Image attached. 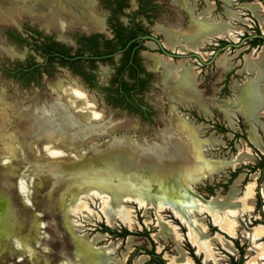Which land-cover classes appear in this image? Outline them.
I'll return each mask as SVG.
<instances>
[{"label": "rangeland", "instance_id": "rangeland-1", "mask_svg": "<svg viewBox=\"0 0 264 264\" xmlns=\"http://www.w3.org/2000/svg\"><path fill=\"white\" fill-rule=\"evenodd\" d=\"M160 1L162 2L163 0ZM208 1L209 0H207V2ZM227 3H231V9L235 12L233 14L234 17H226L225 19V17L222 16L226 15H224L222 11L217 13L218 18L224 20L223 22L228 20V27L225 26L228 29L223 31L222 34L215 36L217 39L213 42L219 43L218 41L220 39H226L237 43L241 41L244 35L254 33L257 25H259L264 32L262 20L259 18L256 20L252 15L244 14L246 9L242 4L236 7L238 5L236 4V0L227 1ZM220 10H222V7ZM229 10L228 8L226 13ZM17 14L14 20H6V17L0 18V102L2 103H0V112L6 109V111L10 110L9 113H11L12 110V113H14L25 107H28L30 112H32V110L35 111L38 108L48 107L52 103L58 102V99H63L65 101L67 100L75 111L78 109L77 112L84 113V122L87 124H98L111 121L112 124L118 125L115 131L104 133L93 138L92 142L90 141V143H87L89 146L81 145L82 148H73L59 143V139L65 137L59 138V141H57L54 146L51 145L44 148L43 146L46 144L44 143L40 153L41 157L52 160L62 157L65 151L61 147H64L71 149L68 155L70 160H77V164H80L83 158V150L89 151L88 147L101 146L104 142L109 141L112 136L124 137L127 139L131 138L136 144L145 143L146 141L151 144L160 143L162 141L160 137H162L163 133H168L173 129L176 132V128L172 125V120L170 119L172 116L171 111H173L171 107L176 111L174 107V105H176L179 113H181L182 110V113H186L194 122L202 125L200 129L202 138L210 140L209 146L203 149L205 157L219 161H235L232 164H228L226 167L224 166V168L214 176L204 178L199 182L190 183L191 189H194L197 194L205 199L214 200L215 206L219 210L218 214H215L208 210V207L204 204H201L200 208H194L193 210V217L200 222L208 239L211 241V249L208 252L193 241L190 225L183 221V217L177 216L169 206L163 205L159 208L154 204L146 206L140 204L136 199L125 197L122 199L121 206L117 207L113 205V201L110 198L111 196L107 191L99 190L95 185L96 183L93 182L81 183L79 179L81 180L83 175L77 172L73 173L78 180L77 183L82 184V188H79L78 191H76L77 193L69 196L65 195L57 201H55L56 197L54 196H51L50 199L47 200H50V202L55 201L56 206L62 204L64 206H70V220L77 228L78 234L86 236L89 239L92 238L96 248L106 249V263L124 264L137 245L143 243L148 244L149 247L151 245L148 240L136 236L128 237L126 240L117 238L104 231L105 224L112 228L121 229L125 226L131 230L142 231L146 227V229L151 231L152 237L156 240L157 249L159 251L165 250V256L169 259V264H179L177 259L180 257L179 249L181 248L185 250L192 264H194L187 249L188 242L195 247L196 253L202 256L205 264H231L222 239L226 237V234L236 236L237 233H239L240 242L245 246V263L243 264H264V254L261 249L264 246V233L262 232L264 227L262 225L255 227L257 221H264L260 218H257V221L254 220V217L259 216L254 212L253 199L247 201L246 197L248 186L251 183L254 182V189L256 188L259 174L252 173L247 176V170L244 169L230 183L229 187H216L214 193H211L207 189L209 185L227 182L232 170L243 164L255 163L257 160L256 153L252 150L244 137L235 138L232 131H227L232 129L234 131H239L241 134L244 133L243 126L247 128V124L243 114L237 112L233 116V122L229 121L219 110L220 105L216 103V99L234 96L230 93V88L233 92L234 84L242 83L243 80L250 79L258 74L256 69H250L248 62L253 63L255 60H260L264 54V48L260 51L253 49L251 53L247 54L249 45L247 42H243V46L238 49L227 48L224 52L219 53L215 65L203 66L198 59H174L166 55L154 53L157 46L155 43H152L155 48H147L146 51L143 52L144 56L141 58L143 59V63H145L153 74L141 92L144 97L154 105L155 112L144 116L142 113H135L119 105H114L106 98L107 88L110 86L112 78L120 67L121 55L118 53L113 56L112 59H106L105 61L98 62L97 66L93 65L92 67H88L87 71L94 69L97 76L98 81L94 84L87 83L78 73L74 72L68 66L61 65L58 61H54L51 65H47L49 72L43 71L40 76H33L29 82H26L19 76L17 77L15 69L20 65H27L28 63L35 62L44 63V57L40 48L41 43L56 41L60 45H64L68 48L70 52L74 53L78 48L82 47L79 41L84 36H88L86 35L88 31L79 26L60 28L59 26L48 25V22L44 18H36L33 14L25 11H19ZM180 15L181 12L174 6L163 11L159 9L158 13L153 16L154 20L150 26L153 27L157 24H161L163 21H166L171 26H175L179 21ZM139 19L140 22L143 20V22H141L142 25H147L143 18ZM109 30V28H106L100 36L105 37V39L112 37L113 33ZM153 30V33L163 40L164 45L168 49L178 53L185 52L182 48L185 46L181 44H177L172 48L171 46L168 47L166 44L172 38H180L184 41V37L172 31H168V34L165 31L160 32L158 29ZM102 45L104 46V43ZM6 48H11L15 52V56L10 55L6 51ZM196 49H199L198 51H200L204 59L211 56V49H208L207 52L202 51L206 49L205 46ZM190 50L191 49L188 51ZM84 51L88 53L87 50ZM149 53L173 63H191V65H188L194 70L196 77L193 84L196 85V88L201 94L203 104L212 109L210 116H205L203 112L197 108V104L183 105L181 104V99L180 101L176 99L171 88L165 83L164 79H162L163 70L153 67L152 61L149 59ZM243 54L245 55L242 63ZM228 70H230V72L226 74ZM226 75H228L227 79H225ZM73 80H76V83H73ZM58 81H70L67 85L70 90L62 89L61 91H57L55 85ZM261 83L264 92V76L261 78ZM77 87L78 89L80 88V90L83 89L86 95V100L84 99L85 104H80V109L73 103L77 95L74 94ZM177 96L181 97V94ZM171 104L174 105L170 107ZM213 105L217 106L218 109L214 108ZM204 111L207 112L208 110L204 109ZM262 111L259 114L260 118H264V107ZM12 120L15 121V124L28 122V119L24 120L16 117ZM15 124H13V126ZM97 130L101 131L100 129ZM44 140L47 139H43L42 141ZM255 143L259 149L264 150V143ZM16 146L22 150V156L26 157V152L23 151L22 146ZM58 150H60V152H58ZM241 155H244V157H241ZM1 158L7 160L9 157L3 156ZM26 162V170L23 176L21 175L19 177L21 183V187L19 188H21L24 194L26 205H33L35 198L34 191L36 189L34 187L38 184V179L40 178L37 177L36 174H33V172L31 173L28 169L29 166H31L30 164H33V161L30 159L29 161L26 160ZM83 163L87 162H81V164ZM155 163V165L160 164L159 161ZM136 165V162H134L133 169L122 170L120 168L117 172H119L120 175H124V178H127L130 176H126V174H129V171H140ZM151 166L153 170L160 168V166L154 167V164ZM11 167V162H9V164L0 162V177L4 178L5 175H8L6 172L16 171L11 169ZM153 173H155V171ZM85 177L90 178L88 176ZM112 178L115 181V178ZM163 179L166 182L168 176H163ZM47 180V182H50L51 178L49 179L48 177ZM161 181L163 180L161 179ZM128 182L132 181L130 180ZM77 186V184L75 185V183H73L75 189H77ZM261 186H264V181ZM58 187L59 185L54 188ZM94 192L97 193L95 194ZM225 222H227L229 226H227ZM164 225L168 227L171 226L173 229L169 227V231H164ZM211 225L218 227L219 230H215L216 228H213ZM247 231L255 234L256 237L254 239L249 238L246 235ZM13 242L16 250H19V247L21 248L20 243H18L16 239H13ZM21 252L22 249H20V253H16L15 256L12 255L13 260L7 264H20L22 260L28 263L26 260L28 258L26 256L27 250L25 251L26 253ZM236 255L237 257L239 256L238 252H236ZM145 259H147L145 254L142 251H138L133 258V264H141Z\"/></svg>", "mask_w": 264, "mask_h": 264}, {"label": "bare ground", "instance_id": "bare-ground-1", "mask_svg": "<svg viewBox=\"0 0 264 264\" xmlns=\"http://www.w3.org/2000/svg\"><path fill=\"white\" fill-rule=\"evenodd\" d=\"M52 3L54 5L60 3L54 15L46 13L49 12L48 5ZM84 4L85 0H0V18L6 17V20H14L19 11L33 14L32 10L38 11L39 9L42 11L41 17L36 18H44L49 24H65L72 22L76 17L85 18ZM162 63L168 74L165 78L166 83L172 86L171 90L174 95L181 94V89L184 90L192 82L195 76L194 70L190 65L182 62L174 64L165 60ZM69 82L58 81L55 89L57 91L67 90ZM73 83H76V80H73ZM245 93H248L247 89ZM74 94H77L73 100L74 104L78 107L80 104H85L86 95L83 89L80 90L77 87ZM240 94H242L241 91ZM21 109L14 113H12L13 110L9 113L10 110L6 111V109L0 112V162L6 164L11 162V169L16 170L6 172L8 175L4 178L0 177V264L12 261V255L20 253V249L22 252L27 250L25 253L28 257L26 259L28 263L22 260L20 264H107L106 249L96 248L92 238L78 234L77 228L70 220V206L63 204L56 206L55 204L59 198L73 195L79 188H82V184L77 183L78 180L73 175L75 172L83 175V178L79 179L81 183L93 182L99 190L107 191L113 205L117 207L121 206L123 198L131 197L146 206L150 204L158 208L163 205L169 206L177 216L184 217L190 223L189 215L192 211L189 212V206L193 199L185 195V186L191 180L199 182L203 178L214 176L218 169L217 162L207 160L204 156L203 149L209 146L210 140L201 138L202 126L190 124L186 117L177 115L176 111H172L171 116V123L176 128V132L174 129L165 134L162 132L160 143L151 144L146 141L136 144L133 140L129 143L127 139H116L109 145L92 147L90 155L87 153L88 150H83L81 162H87L83 164L81 162L77 164V160H70L68 155L71 149L61 147L65 154L45 164L41 161L40 154L44 143H46L44 148L54 146L61 137L88 141L93 136H99L104 127L100 124L85 123L84 113L77 112L78 109L75 111L73 106L63 99H58V102L48 107L32 110V112L29 109ZM15 117L28 119V122H24V125L15 124L12 120ZM29 132L33 134L30 136L33 147L29 149H33L34 156L31 158L33 164H30L28 169L40 178L34 187L36 189L33 205H26L24 194L19 188L21 187L19 177L23 176L26 170V160H30L27 159L29 155L26 154L28 156L23 157L22 150L16 146L19 145L17 142L20 138L28 135ZM45 138L47 140L42 141ZM181 145L185 151V157H181ZM22 149L26 152L23 147ZM3 156L9 158L6 160L1 158ZM156 161L160 164L155 165ZM134 162L139 172L129 171L126 176H130L127 178L117 172L120 168L122 170L133 169ZM191 162L192 166H189ZM152 164L160 168L153 170ZM63 169L69 171L68 175L64 176ZM201 169H206V171L200 174ZM72 170L74 172L71 173ZM163 176H168L166 182ZM48 177L51 178L50 182H47ZM130 180L132 182H128ZM73 183L78 185L77 189L73 187ZM57 185L59 187L54 188ZM51 196L56 197V200L52 202L47 200ZM194 203L198 206V203ZM194 222L191 237L195 240L200 239L202 245L205 231L199 221ZM169 227L164 225L163 230L169 231ZM13 239L20 243L19 250H16ZM206 249L210 251L211 241ZM179 264H191V262L186 258L181 260L180 256Z\"/></svg>", "mask_w": 264, "mask_h": 264}, {"label": "flooded vegetation", "instance_id": "flooded-vegetation-1", "mask_svg": "<svg viewBox=\"0 0 264 264\" xmlns=\"http://www.w3.org/2000/svg\"><path fill=\"white\" fill-rule=\"evenodd\" d=\"M227 1L230 2L231 0H227ZM227 1H225V0H209L207 2V0H163L161 2L160 0H85V4H84V7H86V11L84 13L85 18L76 17V18H73L72 22H68L65 24H55V23L49 24L48 23V25H55V26H59L60 28H64V27L66 28L69 26H72V27L79 26V27H82L88 31V33L86 34L88 36H84V37H88V38L95 37L94 43L95 44L97 43L99 50H100V53L95 54V53H92L91 51L88 50L87 51L88 53L84 52V55H83L85 58L84 59L85 61H83V64L85 65L84 70L87 74L93 73V77H94L95 81H98V79H97V76L94 72V69H90V71H87L88 67H92L93 65L97 66L98 62H100V61H105L106 59H112L113 56H115L117 53L121 55L120 56V61H121L120 67H122L127 61L125 49L127 46H131V51H130L131 59H130V61H132L136 67V70H135L136 74L135 75H137V77L144 80V87H145V85L149 82L150 77L153 73L151 70H149L147 68L145 63H143V59L141 57L144 56L143 52H145L147 48H151V49L155 48L152 43H155V45L157 46L156 51L154 53L166 55V56L172 57L174 59H179V58H181V59H189V58L190 59H198V61L203 66L215 65L216 59H217V56L219 55V53L224 52L227 48L238 49V48L243 46V42H247L249 45V47H248L249 51L247 52V54L251 53V51L253 49L260 51L264 48V32L261 30L259 25H257L255 27L254 33H248V34L244 35L241 38V41H239L237 43L233 42V41H228L226 39H220L218 41L219 43L213 42L214 40L217 39L215 36L222 34L223 31L228 29L227 28L228 27L227 26L228 20L226 22H223L224 20L219 19L217 16V13L222 11V13H224V15H226V16H222V17H225V19H226V17H234L233 14L235 12L233 9H231V5H230L231 3L228 4ZM58 4H60V3H57L55 5L52 3V4L48 5L47 9L49 12H46V13H50L51 15H54L55 10L58 8L57 7ZM236 4H238L236 7L240 6V4H242L246 9V11H244V14L252 15L254 18H256V20L259 18L260 20H262V23L264 25V0H236ZM171 6L178 8V10L181 12V15L179 17V21H178L177 25L171 26L166 21L165 22L163 21V23L157 24V25L151 27L150 25H152L153 20H154L153 16H155L158 13V10L159 9H161L162 11L167 10ZM221 7H222V10H220ZM228 8L230 10L227 12L228 13V15H227L226 11ZM37 10L38 11L32 10L33 16L41 17L40 13L42 11H40L39 9H37ZM56 15H58V14H56ZM167 17H168V15H167ZM63 18H65V17H63ZM139 18H143L145 20V22L147 23V25H145V26L142 25L141 22H143V20L141 19L142 21L140 22ZM85 22L86 23L88 22L90 25L86 24ZM225 26H227V27H225ZM106 28H109L110 29L109 31L111 33H113L112 37L107 38V39H105V37L100 36ZM153 29H158L160 32L165 31L168 34H169L168 31H172V32H175L177 35H181L182 37H184L183 38L184 41H182L180 38H172L166 44L168 47L171 46V48L175 47L177 44H181V45L185 46V47H182L184 49L183 51H185V52L178 53V52L172 51L171 49H168L164 45L163 40L159 36H157L153 33V31H154ZM121 33L129 35L126 47L121 46V42H120L119 37H118V34H121ZM146 35H148L149 37H147ZM157 39L160 40L161 44L157 41ZM110 40H112V43H116V46L113 49L106 47L108 45V41H110ZM103 43H104V46L102 45ZM101 45H102V47H101ZM204 46L206 49H204L202 51L207 52L208 49H211L210 50L211 56L208 57L207 59H204L202 57V55L200 54V51H198L199 49L198 50L196 49L199 47L202 48ZM189 49H191V50L188 51ZM10 50L13 52L12 49H10ZM164 50H167L171 53H176V54L196 53L198 55H192L189 57L171 56V55H167L164 52ZM75 53L76 52H74V53L71 52V54H75ZM244 55L245 54H243L242 63L244 60ZM107 56H110V58H107ZM263 57H264V54H263L262 58ZM91 59H94V61H91ZM149 59H151L154 68H156V69L161 68L163 70L162 79H164V81L166 83L165 78L168 74L164 68V64L162 63L165 61V59H162L161 57L155 56L154 54H150V53H149ZM255 61H257V60H255ZM255 61H253V63ZM178 63H180V62H178ZM183 63H185L187 65L188 64L191 65V63H189V62H183ZM248 63H249L250 69H255L252 67V63H250V62H248ZM174 64H177V63H174ZM230 70H232V69H230ZM230 70H228L226 74H229ZM257 72H258V74H256L255 76L250 78V79H255V78L259 79L258 85L260 88V92L263 93V103L262 104L258 103L255 106V110L258 113L256 120H253V121L250 120L248 115H246V114L242 113L241 111H239L238 109H236L237 106H234V103H231L232 101H235L234 89L232 92V89L230 88V91H231L230 93L234 96H228L229 98H217L216 99V101H217L216 103H218L220 105L219 110L223 113V115H225V117L228 120H229V118H231V122H233L232 119H233V116L235 113L239 112L240 114H243V117L245 118L246 124H247V128H246V126H243L244 133L241 134V133H239V131H234L232 129H229L227 131H232L235 138H238L241 136L244 137L247 140L249 146L256 153V155H257L256 159L257 160L255 161V163L243 164V165L239 166L238 168L232 170L230 177L228 178L227 182H225V183L219 182V183H215L214 185H209V187H207V189L211 193H214V190L216 187H222V186L225 188L229 187L230 183L244 169L247 170L246 171L247 176L252 174V173L253 174L258 173L259 175L257 177V185H256L255 189L253 186V193H252L250 199H253L254 212L256 215L259 216V217H254V220L257 221V218H260V219H263V221H264V194H263V187L264 186H261L262 182L264 181V175H263L264 170L261 167H258L256 170H251V168H250V167H253L255 165H259L263 161L261 154L264 155V150L259 149L257 147V144L251 139L250 134H249L250 129L252 127H254V130H255L258 138H259L258 143H260V142H261V144L264 143V129H263L264 128V118H260V116H259V114L262 111V108L264 107V92H263L262 83H261V78L264 75L259 74V71H257ZM123 76L125 77L126 80H130V81L134 80V79L129 77V71L128 70H126L124 72ZM227 76L228 75H226L225 79L228 78ZM81 77L83 78V80H85L83 76H81ZM195 79H196V77L194 76L192 82H190V84L187 85L184 90L181 89V97L177 96V95H179V93L175 94L174 96L179 101L181 99V104H183V105L197 104V108L199 110H201V112H203V114L205 116H210L212 109L210 107L208 108L205 104H203L201 94L199 93L198 89L196 88V85L193 84ZM244 81L245 80H243V82ZM236 84H234L233 87ZM238 84L241 85V83H238ZM169 87L172 88V86H169ZM135 98H136L135 103L140 104L141 109L144 111V112L140 111V112H135V113H144V114L150 113L151 114V113L155 112L154 105L152 103H150L144 97L142 92L135 93ZM227 103H228V105H230V108L234 109L232 116L229 112H227L226 108L224 107ZM173 105L171 104L170 107ZM174 107L176 110L175 113L179 116L181 115V116L186 117L189 120L188 122L190 124L201 125L200 123L194 122V120H192L186 113H182L183 112L182 110H181V113H179V110H178L176 105H174ZM213 107L218 109L217 106L213 105ZM171 108L174 111L173 107H171ZM204 109L205 110L207 109L208 111L205 112ZM170 111H171V109H170ZM132 112H134V111H132ZM172 114H173V112H172ZM235 133H239V136H236ZM202 139H205V138H202ZM181 150H182L181 157H185L186 155H185L184 149L182 148V145H181ZM241 157H244V156H241ZM205 158L207 160H212V161H215L218 163V166H217L218 169L216 170L214 175L219 173L224 168V166L226 167L228 164H232L235 162V161H231V160L230 161H223V160L219 161V160H216L213 158H207V157H205ZM220 164H221V166H219ZM189 166H192V162L189 164ZM182 169L189 170L186 168H182ZM204 171H206V169H201L199 171V173L201 174ZM234 172H236V174H234ZM192 182H195V181L191 180L190 182H188L187 185L185 186V191H184L185 195H187L188 198L193 199L191 205L189 206L190 207L189 212L192 211L191 215H189L190 223L188 222V220L183 219V221H185L186 223H188L190 225L191 232L193 231L192 227H194V224H195L194 221H198L196 218L193 217L194 208H200L201 204H204L208 207V210H210L211 212H213L215 214H218V211H219L218 208L215 206L214 200L205 199L201 195L197 194L194 189L193 190L191 189L190 183H192ZM194 202L198 203V206H196ZM258 225H262L264 227V222H262L261 220L257 221L255 224V227ZM107 226H109V225H107ZM211 226H213V228H216L215 230H219L218 227H216L214 225H211ZM110 228H112V227H110ZM123 228L129 229L133 233L123 236V235L113 234V233H110V232L105 231V230L104 231L113 235V236H116L117 238H122L125 240L131 236L140 237L142 239L148 240L150 242V245H151L150 247L146 243H143L141 245H137L135 247V249L130 253V255L128 256V258L124 264H133V258L138 251H142L145 254V257L147 258L144 261H142L141 264H158L154 260L155 256L151 253L153 248H154L155 253L160 254L161 257L165 260L166 264H169V259L165 256V250L159 251L157 249V242L152 237L151 231L149 229H146V227H145V229L143 231L142 230H131L130 228L125 227V226L122 227L121 229H118V228H112V229H115L117 231H122ZM248 233L249 232L247 231L246 235ZM239 236H240L239 233H237L236 236H231V235L226 234V237L224 239H222L223 244H224V241H226V242H229V244L232 247V250H229L225 247L227 249V254L229 256V262L231 264H236V262H239V264L245 263V246L240 242ZM207 239H208V237H207L206 233H204L203 240H207ZM251 239H253V238H251ZM193 240H194V242L199 244V246H201V240L200 239H196V240L193 239ZM189 245L194 249L195 255L200 258L202 264H205L203 262L202 256L198 255L196 253L195 247L192 246L188 242L187 243V249H188V252L190 254V257L194 261V264H197V263H196L194 257L192 256ZM179 251H180L181 260L183 258H186L192 264V261L187 256L185 250H183L181 248V249H179ZM206 251L208 252V250H206ZM236 252H238V254H239L238 257L236 255ZM177 261L179 263L180 257H178Z\"/></svg>", "mask_w": 264, "mask_h": 264}, {"label": "trees", "instance_id": "trees-1", "mask_svg": "<svg viewBox=\"0 0 264 264\" xmlns=\"http://www.w3.org/2000/svg\"><path fill=\"white\" fill-rule=\"evenodd\" d=\"M119 40L121 42V46L126 47L127 40L129 35L128 34H118ZM95 37L88 38L83 37L79 42L81 43L82 47L78 48L75 54H71V52L66 48L64 45H60L56 41H49V42H43L40 44V48L42 50V54L44 57V63H28L27 65H20L18 68H16L15 72L17 77L19 76L26 82H29L33 76L38 75L40 76L43 71L49 72L47 69V65H51L54 61H58L61 65L70 67L74 72L80 74L84 77V79L87 81V83H95L93 73L87 74L84 70V50H89L92 53L99 54L100 50L97 45V43H94ZM116 46V43H112V40L108 41L107 48H114ZM111 50V49H110ZM130 51L131 46H127L125 49L127 61L126 63L120 67L117 70V73L111 80L110 86L107 88V100L114 104L119 105L122 108H126L130 111L134 112H144L140 104L135 103V93H139L142 91L144 87V80L137 77L135 75L136 67L132 61H130ZM107 58H110V56H107ZM91 61H94V59H91ZM43 69V70H42ZM128 70L129 71V77L134 79L133 81L126 80L124 75V72ZM144 116L146 114L142 113ZM236 136H239V133H235ZM255 149V148H254ZM256 150V149H255ZM261 157L263 158V161L259 165H255L253 167H250L251 170H256L258 167H261L264 170V155L261 154ZM236 174V172H234ZM264 175V172H263ZM105 231H108L113 234L117 235H128L132 234L133 232L130 231L127 228H123L122 231H117L115 229L110 228L109 226L105 225ZM154 244V243H153ZM190 251L192 253V256L194 257L197 264H202L199 257H197L194 253V249L189 245ZM151 253L155 256V261L158 264H166L165 260L161 257L160 254L155 253L154 248L151 251ZM236 264H239V262H236Z\"/></svg>", "mask_w": 264, "mask_h": 264}, {"label": "crops", "instance_id": "crops-1", "mask_svg": "<svg viewBox=\"0 0 264 264\" xmlns=\"http://www.w3.org/2000/svg\"><path fill=\"white\" fill-rule=\"evenodd\" d=\"M252 67L255 68L257 71H259V74L264 75V57L261 60H257L254 63H252ZM258 78L255 79H247L244 82L241 83V85H235L233 87L234 92H235V101H232L231 103H234V106H237L236 109H238L239 111H241L242 113L248 115V117L250 118V120H256L257 118V111L255 110V106L259 103L262 104L263 103V93L260 92V88L258 85ZM246 89L248 90V93L246 94L245 91ZM240 91L242 92V94H240ZM227 110V112H229L232 116L234 109L230 108V105H228V103L224 106ZM229 120L231 121V118H229ZM264 129V128H263ZM250 137L254 142H259V138L254 130V127H252L249 131ZM244 156V155H241ZM253 186L254 183H251L248 186L247 189V201H250L251 195L253 193ZM263 194H264V187H263ZM226 223V222H225ZM227 226H229V224L226 223ZM264 233V230L262 231ZM250 238H255L256 235L253 233H248L247 234ZM209 239L207 240H203V244L201 245V247L205 250L207 244L209 243ZM224 246L229 249L232 250L231 245L229 244V242L224 241ZM262 252L264 254V246L261 248Z\"/></svg>", "mask_w": 264, "mask_h": 264}, {"label": "water", "instance_id": "water-1", "mask_svg": "<svg viewBox=\"0 0 264 264\" xmlns=\"http://www.w3.org/2000/svg\"><path fill=\"white\" fill-rule=\"evenodd\" d=\"M147 37H149L148 35H146ZM157 41L160 43V40H158L157 39ZM161 44V43H160ZM11 48H6V51L10 54V55H14L15 56V54H14V51L12 52L11 50H10ZM164 52L167 54V55H171V56H178V57H189V56H192V55H198V54H196V53H190V54H176V53H171V52H169V51H167V50H164ZM24 109H29L28 107H26V108H24ZM23 109V110H24ZM30 110V109H29ZM28 110V111H29ZM98 124H100V125H102L104 128H103V130H102V132H101V134H99V136L100 135H102V134H104V133H111V131H115V128H116V126L118 127V125H114V124H112L111 123V121H107V122H101V123H98ZM120 125V124H119ZM31 132H29V134L28 135H23V137H21L20 138V141L19 142H17V143H19V145H21L24 149H25V151H26V154H28L27 156L29 157V158H27V159H31L34 155H33V153H32V149L30 150L29 148L30 147H32V145H31V139H30V136H32L33 134L31 133ZM93 134V133H92ZM91 134V135H92ZM95 137H98V136H93V138H95ZM92 138V139H93ZM45 139H47V138H45ZM92 139H90V140H82V139H80V138H76V139H70V138H67V137H65V138H62V139H59L60 140V142L59 143H63V145H68L69 147H73V148H79V147H81V145L82 146H84V145H86V146H89V144H87V143H90V141H92ZM116 139H127V138H124V137H115V136H112L111 138H110V140L109 141H106V142H104L102 145L103 146H105V145H109L112 141H114V140H116ZM59 140H57V141H59ZM127 141L129 142V143H131L132 142V139L130 138V139H127ZM97 146H95V148H96ZM88 149H89V151L87 152L89 155L91 154L90 152H92V147H88ZM94 152V151H93ZM41 161L42 162H45V164H49V163H51L53 160H51V159H45V158H43V157H41ZM63 172H64V176H66V175H68V172L69 171H65L64 169H63ZM71 173L72 172H74V170H72V171H70Z\"/></svg>", "mask_w": 264, "mask_h": 264}]
</instances>
